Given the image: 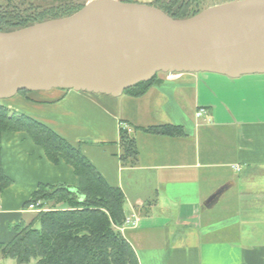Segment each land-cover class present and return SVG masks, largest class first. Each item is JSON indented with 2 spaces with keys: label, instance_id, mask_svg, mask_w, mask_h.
I'll return each instance as SVG.
<instances>
[{
  "label": "crops",
  "instance_id": "crops-1",
  "mask_svg": "<svg viewBox=\"0 0 264 264\" xmlns=\"http://www.w3.org/2000/svg\"><path fill=\"white\" fill-rule=\"evenodd\" d=\"M13 101V108L23 105L78 147L109 185L122 190L125 216L136 224L121 233L138 264H264V73L160 72L141 96L53 88ZM200 107L206 114L196 117ZM120 122L137 152L123 160ZM162 124L184 132L143 129ZM1 145L3 170L14 182L29 181L28 192L39 182L76 183L69 166L50 163L24 133H4ZM6 147L39 175L22 167L11 176ZM28 194L1 197L0 237L22 217Z\"/></svg>",
  "mask_w": 264,
  "mask_h": 264
},
{
  "label": "water",
  "instance_id": "water-1",
  "mask_svg": "<svg viewBox=\"0 0 264 264\" xmlns=\"http://www.w3.org/2000/svg\"><path fill=\"white\" fill-rule=\"evenodd\" d=\"M158 72L264 73V0L180 19L148 3L89 0L68 16L0 31V100L53 88L116 97Z\"/></svg>",
  "mask_w": 264,
  "mask_h": 264
},
{
  "label": "trees",
  "instance_id": "trees-1",
  "mask_svg": "<svg viewBox=\"0 0 264 264\" xmlns=\"http://www.w3.org/2000/svg\"><path fill=\"white\" fill-rule=\"evenodd\" d=\"M5 2V5L0 4V31L16 30L51 19L43 17L45 10L39 12L40 16L28 13L31 6L24 5L23 0ZM149 4L179 19L200 12L196 10L189 15L186 12L189 4L185 0H154ZM68 7L65 5L59 10H70ZM80 7L72 8L63 16L72 14ZM155 76L125 89L123 93L143 95ZM143 129L166 136H180L184 132L180 125L175 124ZM119 130L120 159L134 157L137 152L133 138L125 129ZM12 132L24 133L50 163L69 166L76 183H37L30 198L24 202L22 212L28 213V205L38 201L41 208L49 203L48 210L36 212L28 222L20 217L18 221L8 223L5 226L8 234L0 237V254L19 264L27 263L30 259H37L35 264H138L133 248L119 230L126 218L122 190L109 185L78 147L33 117L12 112L2 100L0 192L12 182L2 167L1 145L2 135Z\"/></svg>",
  "mask_w": 264,
  "mask_h": 264
},
{
  "label": "rangeland",
  "instance_id": "rangeland-1",
  "mask_svg": "<svg viewBox=\"0 0 264 264\" xmlns=\"http://www.w3.org/2000/svg\"><path fill=\"white\" fill-rule=\"evenodd\" d=\"M18 1H20V0H16V2H18ZM87 1L88 0H23V3L26 6L28 4L31 6V8L28 10V13H30V14L34 13V15L40 16V13L39 12L41 10H45L42 13V15H44L43 17L46 16V18L55 19V18H61V16L62 17L68 16V15H65V16H63V15L64 14H67V11H70V10L72 11V8L75 9V7H80L81 5L83 6ZM122 1L139 2V1H136V0H122ZM185 1H186V3L189 4L188 5V9L186 10V12L190 15V14H193L194 11H196V10L201 11V10H203V9L211 6V5L219 4V3H222V2H225V1H230V0H185ZM12 2L15 3V0H12ZM139 3H142V2H139ZM0 4L5 5L6 4L5 0H0ZM65 5L66 6H69L68 8L70 10H66L64 12L63 11L61 12L60 11V10H62L61 7L62 6H65ZM58 15H60V16H58ZM167 15L170 16L169 14H167ZM170 17H172V16H170ZM172 18H174V17H172ZM176 19H179V18H176ZM47 20H49V19H47ZM159 73L160 72H158L156 74H159ZM30 94H31L30 91H27V90H24L23 91L22 90V91H19L13 97H11L9 99H6V100H2V102L4 104H6L10 108V110L12 112L15 111L17 113H22V114H25V115H28V116L32 117L31 110H25V108H24L23 105L16 104V106L18 107V110H16L15 108H13V106L11 105V104L14 103V101H13L14 98H17L18 100H24V99L25 100H29ZM121 124H123L122 122H120L119 125L120 126H123ZM125 130L127 131V129H125ZM127 133H129V131H127ZM20 147H21L20 150H24L23 152L26 153L25 147L22 146V145ZM39 149L37 148V150H39ZM8 150H9V152H7L5 154V157H4V162H5L4 164L8 168V169L5 168L6 171L9 174H11V176L12 175L15 176L20 171L19 168H21V170H23V168H25V170L27 169L28 171H25V170L24 171L26 173H28L29 176L36 177L35 175H39V171H36V168L34 169V166L33 165L30 166V163H27L25 160H23L24 159L23 158L24 156L22 154H16L17 152H15L13 149H9L8 147H6V151H8ZM23 152H21V153H23ZM35 152L36 151L33 150L31 152L32 155ZM37 160H39V159H37ZM31 164H33V163H31ZM34 179H36V178H34ZM28 182L27 181H23V179H20V178H18V180L15 179V182L12 181L9 185L7 184L4 187V189L0 192V199H1V197L3 195L4 196L7 195L9 197V199L12 201V198L13 197L14 198H16V197L17 198L18 197L21 198L22 196H25L26 194L29 193L28 196H27V198L25 199V201H26L27 199L30 198L31 193H32V191L31 192H28L32 188V187H29L28 186V184H27ZM24 202L20 205V208L23 207ZM38 203H40V201H38ZM45 205L46 206H44L42 208L36 206L33 210H26V212H28V213L22 212V217L24 218V220L26 222L30 221L31 217H33L36 212H39V211H47L48 210L49 203H47ZM36 261H37V259H30L27 263H22V264H35ZM0 264H19V263H17L14 259L5 257L2 254H0Z\"/></svg>",
  "mask_w": 264,
  "mask_h": 264
},
{
  "label": "built area",
  "instance_id": "built-area-1",
  "mask_svg": "<svg viewBox=\"0 0 264 264\" xmlns=\"http://www.w3.org/2000/svg\"><path fill=\"white\" fill-rule=\"evenodd\" d=\"M205 114H206V109L202 108V107L198 108L195 112L196 117H202ZM121 125H123V126H120V128L127 129V131H130V129L127 126H125L124 124H121ZM38 204H39L38 202L29 204L27 210H33L36 206H38ZM135 224H136V219L126 217L124 220V223L119 227V230H120V232H123V230L127 226H132Z\"/></svg>",
  "mask_w": 264,
  "mask_h": 264
},
{
  "label": "bare ground",
  "instance_id": "bare-ground-1",
  "mask_svg": "<svg viewBox=\"0 0 264 264\" xmlns=\"http://www.w3.org/2000/svg\"><path fill=\"white\" fill-rule=\"evenodd\" d=\"M88 1H89V0H88ZM143 14H144L145 16H148L149 18H152V19L155 18L152 14H150V13L147 12V11H144Z\"/></svg>",
  "mask_w": 264,
  "mask_h": 264
}]
</instances>
